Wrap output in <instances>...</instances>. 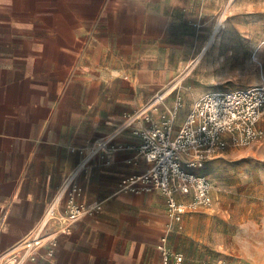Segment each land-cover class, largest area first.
I'll return each instance as SVG.
<instances>
[{"label": "crops", "instance_id": "1", "mask_svg": "<svg viewBox=\"0 0 264 264\" xmlns=\"http://www.w3.org/2000/svg\"><path fill=\"white\" fill-rule=\"evenodd\" d=\"M207 1L0 0V252L30 235L91 146L164 86L160 68L196 46ZM143 124L117 135V149L93 156L77 178L79 200L102 209L68 232L53 221L25 264H161L157 244L167 233L193 264L185 242L201 214L172 228L160 191L118 192L121 178L150 167L133 133Z\"/></svg>", "mask_w": 264, "mask_h": 264}, {"label": "rangeland", "instance_id": "2", "mask_svg": "<svg viewBox=\"0 0 264 264\" xmlns=\"http://www.w3.org/2000/svg\"><path fill=\"white\" fill-rule=\"evenodd\" d=\"M216 26L220 31L214 41ZM201 30L196 46L181 52L177 66L160 68L166 82L149 105L156 95L173 90L158 101L155 118L178 98L182 115L210 91L264 84V0L204 2ZM261 125L264 128V118ZM197 172L212 180L214 204L188 213L201 214L189 230L195 239L185 242L192 263L214 264L223 259L264 264V137L219 152ZM184 229V225L177 228Z\"/></svg>", "mask_w": 264, "mask_h": 264}, {"label": "built area", "instance_id": "3", "mask_svg": "<svg viewBox=\"0 0 264 264\" xmlns=\"http://www.w3.org/2000/svg\"><path fill=\"white\" fill-rule=\"evenodd\" d=\"M156 99L159 97L156 95ZM157 103H149L127 119L108 136L98 139L84 160L67 176L59 194L54 197L30 235L0 252V264H25L35 260L48 237L53 221H60L68 232L71 225L88 213L102 209L79 200L83 186L77 181L91 158L115 151L117 135L130 126L144 122L133 133L140 137L139 154L150 164L148 170L121 178L118 192L160 191L167 200L170 226H181L184 216L214 204L212 180L197 172L219 152L229 147L247 146L264 137V84L246 88L210 91L197 98L177 129L175 122L182 106L181 98L158 119ZM63 205V208L61 207ZM7 228L6 215L0 216V235ZM161 264H185L183 252L173 250L169 234L158 244ZM48 255H52L49 250ZM214 264H233L219 260Z\"/></svg>", "mask_w": 264, "mask_h": 264}, {"label": "bare ground", "instance_id": "4", "mask_svg": "<svg viewBox=\"0 0 264 264\" xmlns=\"http://www.w3.org/2000/svg\"><path fill=\"white\" fill-rule=\"evenodd\" d=\"M231 4H232V3H231ZM169 89H170V88H169ZM169 89H168V90H169ZM168 93H169V92H163V93L159 94V95H158L159 97L155 100V102L158 103V101H160L161 99L165 98L166 95H167ZM155 102H154V103H155Z\"/></svg>", "mask_w": 264, "mask_h": 264}]
</instances>
